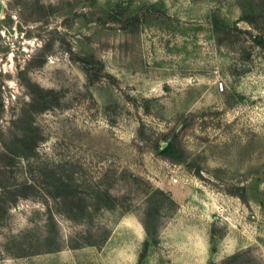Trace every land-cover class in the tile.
Instances as JSON below:
<instances>
[{"label":"rangeland","instance_id":"1","mask_svg":"<svg viewBox=\"0 0 264 264\" xmlns=\"http://www.w3.org/2000/svg\"><path fill=\"white\" fill-rule=\"evenodd\" d=\"M258 36L264 0H0V264H264Z\"/></svg>","mask_w":264,"mask_h":264},{"label":"trees","instance_id":"2","mask_svg":"<svg viewBox=\"0 0 264 264\" xmlns=\"http://www.w3.org/2000/svg\"><path fill=\"white\" fill-rule=\"evenodd\" d=\"M115 19V18H113ZM254 41L259 44H264V38L261 36L254 37ZM77 61H79L85 68L86 74L91 82L99 80L103 74H102V63L100 60L94 58V57H81L77 56ZM175 145L172 143V141H167V144L159 150V154L170 161L179 162L181 161V158L175 157ZM147 241L144 242V250L147 246Z\"/></svg>","mask_w":264,"mask_h":264},{"label":"built area","instance_id":"3","mask_svg":"<svg viewBox=\"0 0 264 264\" xmlns=\"http://www.w3.org/2000/svg\"><path fill=\"white\" fill-rule=\"evenodd\" d=\"M219 85H220V86H222V83L220 82V83H219ZM173 181H176V179H175V178H173Z\"/></svg>","mask_w":264,"mask_h":264},{"label":"water","instance_id":"4","mask_svg":"<svg viewBox=\"0 0 264 264\" xmlns=\"http://www.w3.org/2000/svg\"><path fill=\"white\" fill-rule=\"evenodd\" d=\"M3 8H4V4H2V11H3ZM163 147H164V146H163ZM163 147H162V148H163Z\"/></svg>","mask_w":264,"mask_h":264}]
</instances>
